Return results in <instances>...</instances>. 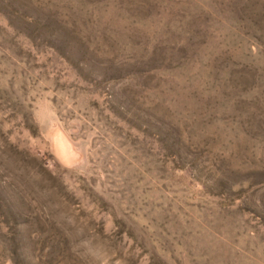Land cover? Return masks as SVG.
I'll list each match as a JSON object with an SVG mask.
<instances>
[{
  "label": "rangeland",
  "instance_id": "rangeland-1",
  "mask_svg": "<svg viewBox=\"0 0 264 264\" xmlns=\"http://www.w3.org/2000/svg\"><path fill=\"white\" fill-rule=\"evenodd\" d=\"M0 264H264V0H0Z\"/></svg>",
  "mask_w": 264,
  "mask_h": 264
}]
</instances>
